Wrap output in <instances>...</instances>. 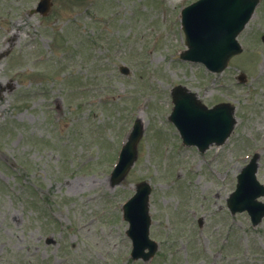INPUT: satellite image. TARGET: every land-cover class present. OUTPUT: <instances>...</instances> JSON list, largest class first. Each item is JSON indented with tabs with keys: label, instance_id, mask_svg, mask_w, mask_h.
<instances>
[{
	"label": "rangeland",
	"instance_id": "rangeland-1",
	"mask_svg": "<svg viewBox=\"0 0 264 264\" xmlns=\"http://www.w3.org/2000/svg\"><path fill=\"white\" fill-rule=\"evenodd\" d=\"M195 1L52 0L44 17L30 13L39 0H0V264H264V222L227 207L255 153L264 184V0L219 74L180 59ZM179 85L236 106L225 144L183 145L169 120ZM137 120V159L112 187ZM144 181L159 245L147 262L130 258L122 211Z\"/></svg>",
	"mask_w": 264,
	"mask_h": 264
},
{
	"label": "water",
	"instance_id": "water-1",
	"mask_svg": "<svg viewBox=\"0 0 264 264\" xmlns=\"http://www.w3.org/2000/svg\"><path fill=\"white\" fill-rule=\"evenodd\" d=\"M258 4L259 0H199L185 8L182 23L189 49L182 54V58L202 62L213 72L223 71L229 60L242 52L237 37ZM50 6L49 0H44L42 11L46 13ZM172 96L175 107L171 120L177 125L186 144L197 145L201 151H205L213 143L223 144L226 141L235 125L233 110L228 105L207 109L194 94L181 86L174 88ZM142 133V125L137 122L113 173V186L121 183L134 164ZM256 171L255 163L244 169L229 204L232 208L235 204L239 210L250 209L251 206L259 209L260 206L262 212L252 213L254 218L260 219L264 215L263 207L255 199L264 195V186L257 182ZM150 193L151 188L147 183L139 184L136 195L124 207V218L130 223L128 234L134 241V259L147 260L156 249L148 236ZM146 249L149 252L146 253Z\"/></svg>",
	"mask_w": 264,
	"mask_h": 264
}]
</instances>
